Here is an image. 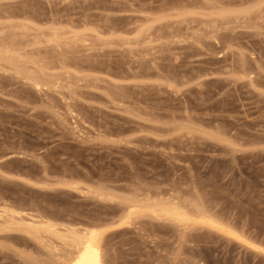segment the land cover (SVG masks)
Instances as JSON below:
<instances>
[{"label": "rangeland", "instance_id": "rangeland-1", "mask_svg": "<svg viewBox=\"0 0 264 264\" xmlns=\"http://www.w3.org/2000/svg\"><path fill=\"white\" fill-rule=\"evenodd\" d=\"M45 220L102 264H264V0H0V264H64Z\"/></svg>", "mask_w": 264, "mask_h": 264}, {"label": "bare ground", "instance_id": "bare-ground-1", "mask_svg": "<svg viewBox=\"0 0 264 264\" xmlns=\"http://www.w3.org/2000/svg\"><path fill=\"white\" fill-rule=\"evenodd\" d=\"M34 84H37L35 81L32 80ZM36 86V85H34ZM65 181H63L64 183ZM69 182V181H68ZM66 181L65 185H72L70 182ZM164 205V204H163ZM159 206L160 211L163 213H167L173 216L174 208L173 206H169V204L165 206ZM177 213V212H176ZM177 215L173 216L176 217ZM46 221V220H45ZM38 226L33 227L30 225H24L25 228H21L22 231L27 233L32 237H36V232L39 228L43 229L44 231H48L49 229L57 235L61 240L65 243L71 245V248L74 249V254H70L69 257L66 258L64 264H102V257L101 251L99 246V239H98V231L94 228H87L81 234H78L76 231H70V236H62L58 233H55L53 230V224L49 221L40 222ZM20 229V228H19Z\"/></svg>", "mask_w": 264, "mask_h": 264}]
</instances>
